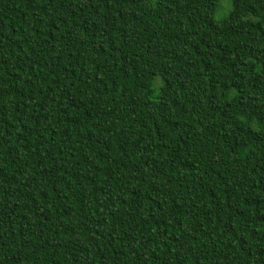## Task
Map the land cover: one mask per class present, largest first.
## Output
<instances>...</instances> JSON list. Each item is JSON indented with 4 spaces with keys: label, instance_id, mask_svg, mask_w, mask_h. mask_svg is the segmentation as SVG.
Wrapping results in <instances>:
<instances>
[{
    "label": "trees",
    "instance_id": "1",
    "mask_svg": "<svg viewBox=\"0 0 264 264\" xmlns=\"http://www.w3.org/2000/svg\"><path fill=\"white\" fill-rule=\"evenodd\" d=\"M0 0V264H264V0Z\"/></svg>",
    "mask_w": 264,
    "mask_h": 264
},
{
    "label": "rangeland",
    "instance_id": "2",
    "mask_svg": "<svg viewBox=\"0 0 264 264\" xmlns=\"http://www.w3.org/2000/svg\"><path fill=\"white\" fill-rule=\"evenodd\" d=\"M226 4H227L226 0H221L220 1L219 9H218V11L215 14V18L216 19H219V18H221L223 16V13H224V9L226 7Z\"/></svg>",
    "mask_w": 264,
    "mask_h": 264
}]
</instances>
